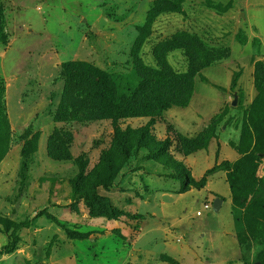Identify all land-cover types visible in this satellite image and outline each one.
I'll return each mask as SVG.
<instances>
[{"label":"rangeland","instance_id":"obj_1","mask_svg":"<svg viewBox=\"0 0 264 264\" xmlns=\"http://www.w3.org/2000/svg\"><path fill=\"white\" fill-rule=\"evenodd\" d=\"M258 65L264 0H0V250L32 224L0 264H243L238 231L246 264H259L262 222L243 219L264 199ZM145 67L188 73L190 105L114 118L115 106L140 108ZM169 126L185 142L150 156L146 141ZM208 135L207 150L185 156ZM28 140L36 152L23 158ZM176 163L196 181L216 171L185 190Z\"/></svg>","mask_w":264,"mask_h":264},{"label":"trees","instance_id":"obj_2","mask_svg":"<svg viewBox=\"0 0 264 264\" xmlns=\"http://www.w3.org/2000/svg\"><path fill=\"white\" fill-rule=\"evenodd\" d=\"M144 79L141 80V83L139 86L136 88V90L133 92V97L136 95H140V99H136L135 102L140 106V108L132 110V112H127L123 113L118 106H115L114 109V118H119V117H132V118H145L149 117L151 111H155V113H164L170 110L173 107H180V108H187L192 100V90H191V84H190V79L189 75L184 74V75H172L168 76L167 73L164 71L152 69L145 67L144 68ZM238 76L239 73L236 72L233 75L232 82H231V90H234L237 86L238 82ZM256 87L257 89L264 94V65H258L256 69ZM174 82H176V85L182 89V90H177L176 94H171L172 89L175 88L173 86ZM4 86L3 84L0 83V111H1V117L2 121L4 122V125L6 124L5 122V114H4V103H3V94H4ZM179 89V88H178ZM179 94L182 99L178 102H175L176 100H173L175 95ZM134 111V112H133ZM64 116V115H63ZM57 121H60L57 120ZM259 125H260V132H261V144L262 148L264 150V117L260 118L259 120ZM167 139L164 141H146L145 145L147 146L148 154L150 156L157 155L160 153H163L168 150L170 146V141L175 140L176 142L182 144L185 142V137L176 131L173 127H167ZM141 139L144 140V130L140 132ZM214 138L212 135L205 136L203 138H198L196 145L192 148L189 149L186 153L185 156H189L195 152H199L202 150H207L209 148L211 140ZM36 152V148L34 147L33 141H26L25 146L22 151V157L26 158L30 156L32 153ZM7 153V148L6 150L2 151L0 153V162L5 158ZM177 170L175 173L176 178H184L183 186L184 189H197V190H203L207 184H208V179L210 176L214 175L216 168L209 170L205 173V175L202 177L201 180L196 181L193 177H191L187 171L185 170L184 166H181L180 164L176 163ZM49 218H51L59 227H61L70 238H74L76 236H79L77 232H74L68 228H65L64 224L60 221H58L56 218H53L52 215L47 214ZM234 220L236 225L238 224V219L233 214ZM129 218H134L137 217V219H144L143 216H133L131 214H128ZM243 219L248 223L251 222V224H257L262 222L261 229H260V236L262 238V242L264 244V199L262 204L260 205L258 211L253 215H244ZM250 225V224H247ZM32 227L31 222L26 221L21 223L14 233L11 235V241L9 242L8 245L4 246L0 250V254H11L13 253L19 242H20V237L18 235V231L22 229H29ZM238 229V228H237ZM244 237L241 235V232H237V239L238 242L240 243L241 247L243 248V264H246L245 261V254L249 248L248 243L243 239ZM255 263L259 264H264V251L259 253L257 255V260Z\"/></svg>","mask_w":264,"mask_h":264},{"label":"crops","instance_id":"obj_3","mask_svg":"<svg viewBox=\"0 0 264 264\" xmlns=\"http://www.w3.org/2000/svg\"><path fill=\"white\" fill-rule=\"evenodd\" d=\"M202 151H204V150H202ZM209 185H210V182L207 184V186L205 188H207ZM234 236H235V234H234ZM235 239H236V236H235ZM236 242H237V239H236ZM164 249H165V252L166 251L168 252V249L167 248H164ZM197 249H198V247H197ZM208 257H210V256L209 255H206V254H200V255L197 254V264H202L203 261L208 263V262H211V261H214L215 260V258L210 259ZM211 257H213V256H211ZM235 260H237V263H234V264H240L238 258H235ZM228 263H229V261H227V264Z\"/></svg>","mask_w":264,"mask_h":264},{"label":"water","instance_id":"obj_4","mask_svg":"<svg viewBox=\"0 0 264 264\" xmlns=\"http://www.w3.org/2000/svg\"><path fill=\"white\" fill-rule=\"evenodd\" d=\"M223 204V200L218 198L214 201V211L219 212Z\"/></svg>","mask_w":264,"mask_h":264},{"label":"built area","instance_id":"obj_5","mask_svg":"<svg viewBox=\"0 0 264 264\" xmlns=\"http://www.w3.org/2000/svg\"><path fill=\"white\" fill-rule=\"evenodd\" d=\"M209 208H210V206L206 205V210L209 209ZM197 216L198 217H201V216H203V213L202 212H198L197 213Z\"/></svg>","mask_w":264,"mask_h":264}]
</instances>
